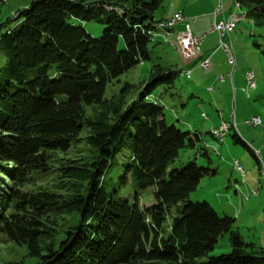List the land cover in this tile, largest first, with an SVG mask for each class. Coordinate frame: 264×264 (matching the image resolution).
Returning <instances> with one entry per match:
<instances>
[{"label": "trees", "instance_id": "16d2710c", "mask_svg": "<svg viewBox=\"0 0 264 264\" xmlns=\"http://www.w3.org/2000/svg\"><path fill=\"white\" fill-rule=\"evenodd\" d=\"M162 1L31 0L14 13L17 26L0 25V236L34 264H264V248L233 232V219L189 201L209 169L169 170L194 145L166 122L154 91L174 88L180 71L155 65L129 103L101 121L85 118L86 108H109V84L149 60ZM235 6L264 19V0ZM88 22L103 25L100 38L86 32ZM83 132L88 156L52 166ZM124 186L134 201L118 194ZM146 189L153 200L141 207L137 193ZM227 233L230 253L210 256Z\"/></svg>", "mask_w": 264, "mask_h": 264}, {"label": "rangeland", "instance_id": "374dc122", "mask_svg": "<svg viewBox=\"0 0 264 264\" xmlns=\"http://www.w3.org/2000/svg\"><path fill=\"white\" fill-rule=\"evenodd\" d=\"M30 1L4 0L0 6V25L11 19L7 27L17 26L16 21L12 20L14 13L28 5ZM167 1H162L160 7L163 9L156 11L157 17H160L161 12L167 11ZM223 2L224 11L231 12L229 14L231 17L241 15L244 17L248 13L245 9H237L235 0H223ZM232 23L235 24V30L231 33L230 39L237 64L233 67L225 61L227 68L216 76H219L217 77L219 79L220 76L231 77L233 74L234 83L227 78V82L223 84L207 88L205 86L202 89L198 87L197 82L201 75L197 70L200 64L199 62L184 63L182 44L181 47L178 44L181 58L171 45H156L151 42L148 46L149 60L125 73L118 82L108 85L105 98L109 108L96 106L86 108L85 118L92 122L101 121L105 116H110L112 110L120 108L124 101L129 103L140 86L146 83L149 70L155 65H159L167 72L180 71L181 73L175 78L174 88L165 89L160 86L154 91V94L161 99L166 122L175 125L183 132H189L194 145L182 149L175 162L169 165V170L181 169L190 162L209 169L210 172L190 194L189 201L207 202L219 217L226 216L234 220L232 230L237 232L245 243H254L264 248V128H262L264 126V19L249 15L240 22L234 18ZM83 27L94 39L102 35L101 24L88 22L83 23ZM4 30L1 28V31ZM5 61L4 53L0 49V66ZM186 72L190 74L189 78ZM248 73L254 78V88L249 89L247 85ZM203 75L201 78L206 77L204 72ZM218 81L222 83V80ZM126 85L130 86V93L123 96L121 90ZM210 88L213 89L212 92ZM252 117L261 120V125L257 128L244 124ZM220 127L224 131L223 143L210 134ZM196 133L198 138L195 136ZM234 133L253 150V153L255 149L259 150L261 154L259 163L243 145L234 142L232 138ZM85 135L86 133L83 132L68 153L57 156V161H53L51 165L57 168L61 161L88 156L90 150L84 142ZM235 161L244 169L245 175L233 169ZM121 173L122 171L117 170L116 167L110 170V174L116 177ZM49 177L43 184L55 178L52 174ZM118 194L134 201L135 192L129 186L122 187ZM137 198L141 207H148L153 200V191L151 189L139 191ZM173 213V216L177 215L175 209ZM229 253V233H227L220 239L210 256L218 258ZM0 264H34V260L27 256L24 246L13 245L0 236Z\"/></svg>", "mask_w": 264, "mask_h": 264}, {"label": "crops", "instance_id": "0c3cea01", "mask_svg": "<svg viewBox=\"0 0 264 264\" xmlns=\"http://www.w3.org/2000/svg\"><path fill=\"white\" fill-rule=\"evenodd\" d=\"M218 2H219L218 0H168L167 1V5H168L167 11L161 12L160 17H157L155 13V20L159 21L160 23L170 20L173 17V15L176 13H182L183 16L186 18L185 21L178 23L175 27H173L172 30L170 29L171 30L169 31L170 33L157 31L155 33V36L153 35L154 44L171 45L178 52L181 58L182 56L178 48L179 46L178 44H180L182 41L181 33H190L191 35L195 37H203V40L200 45V51L197 57H195L193 60L189 62H185V60H183L184 63L192 62V64H194V63L199 62L200 66H199V69L197 70L201 72V75H199V80L197 82H198V87L202 89L205 88V86L207 88L209 86L215 87L218 84H223L227 82V78H230L231 82L233 80L232 83H234L233 74L231 77L229 75L224 76V77L222 76L223 77L222 83H218L219 79H217V77L219 76H216V75L218 74L220 75V73L224 72L225 68H227L226 64H224V62L226 61V56L224 52L218 47V42H219L218 36L214 33L207 34V31L210 25L214 21L213 12L215 11L217 7ZM220 2L222 5V14L215 18L216 21L220 22V21L229 19V22H233L234 18H236L240 22L241 20L245 18L243 17V15L232 16V17L229 16L231 12L226 13V11H224L223 0H220ZM159 9L162 10L163 8L160 7ZM201 16H204V17L201 18ZM230 36L231 34L229 35V40L232 45V40L230 39ZM180 47H181V44H180ZM203 61L210 62L211 68L209 70L205 71L202 69L200 62H203ZM235 63H236V59H235ZM203 72L205 73L206 77L201 78L204 76ZM254 128H257V127H254ZM196 137L198 138L197 133H196Z\"/></svg>", "mask_w": 264, "mask_h": 264}, {"label": "built area", "instance_id": "2783aa9c", "mask_svg": "<svg viewBox=\"0 0 264 264\" xmlns=\"http://www.w3.org/2000/svg\"><path fill=\"white\" fill-rule=\"evenodd\" d=\"M218 5L215 9V11L213 12V17H214V21L212 22V24L210 25L207 34H216L218 36L219 42H218V47L219 49H221L225 56H226V62L229 65H232L233 67L235 66V57H234V53L232 51V45L231 42L229 40V35L232 33V27L231 24L229 23V19L228 20H223V21H216L215 18L218 17L219 15L222 14V5L220 0H218ZM186 18L183 16L182 13H178L177 14V21H175V23H173L174 25H177L178 23H181L183 21H185ZM182 34V44L183 45V60H185V62H189L191 60H193L195 57H197V55L199 54L200 51V45L201 42L203 40V37H195L193 35H191L190 33H181ZM201 67L203 70L207 71L211 68L210 62L209 61H203L201 64ZM185 74H187V76H189L190 74L188 72H186ZM219 80H223V77H220ZM250 85L251 88L255 87V83H254V78L251 74V78L246 80ZM213 89H210V91L212 92ZM244 124L246 126L249 127H258L261 125V120L257 117H253L249 120H246L244 122ZM262 128H264V126H262ZM258 153H260L258 150H256ZM261 157V154H260ZM235 166L236 163L234 162ZM241 174H245L242 171H239Z\"/></svg>", "mask_w": 264, "mask_h": 264}, {"label": "bare ground", "instance_id": "6f19581e", "mask_svg": "<svg viewBox=\"0 0 264 264\" xmlns=\"http://www.w3.org/2000/svg\"><path fill=\"white\" fill-rule=\"evenodd\" d=\"M177 14L178 13L174 14V16L170 20H168V21L158 23L157 24V27H156L157 31H162V32H167L168 33L171 28H173V27L176 26L173 23H175V21H177ZM229 23L231 24L232 30L234 31L235 30V24L232 23V22H229ZM182 49H183V45H182ZM232 51H233V49H232ZM187 77L189 78V76H187ZM250 78H251V73H248L246 75V80L247 79H250ZM247 85H248V87L250 89L251 88V85L248 82H247ZM210 134H211V136L214 139L218 140L220 143H223L224 142V135H223L224 134V131H223V128L222 127L218 128L217 130L211 131ZM254 156H255V158L258 161L261 159L260 153H258L256 150L254 151ZM235 163H236V166H235V164H233V169L238 170V171H242L243 173H245L244 169H242V167L239 165V163L237 161H235ZM242 175H245V174H242Z\"/></svg>", "mask_w": 264, "mask_h": 264}]
</instances>
